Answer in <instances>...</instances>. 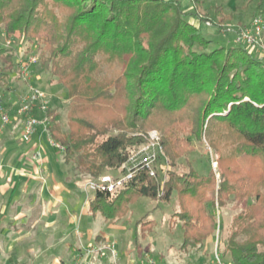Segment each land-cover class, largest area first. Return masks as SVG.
I'll list each match as a JSON object with an SVG mask.
<instances>
[{
    "label": "trees",
    "instance_id": "obj_1",
    "mask_svg": "<svg viewBox=\"0 0 264 264\" xmlns=\"http://www.w3.org/2000/svg\"><path fill=\"white\" fill-rule=\"evenodd\" d=\"M187 2L190 9L183 0H0V33L39 44L42 65L74 101L68 132L53 117L48 131L85 182L120 170L149 130L161 132L169 166L162 187L140 171L113 193L95 192L92 216L116 222L141 197L169 203L176 194L169 221L181 224L188 254L215 231L209 204L221 216L237 202L242 210L226 228L230 263L264 264V57L246 44L209 50L213 42L194 23L210 21L204 0ZM221 9L223 28L231 15ZM0 57L14 69L12 54L1 48ZM1 78L9 85L4 71ZM192 138L214 156L206 175L191 164L176 170L195 151Z\"/></svg>",
    "mask_w": 264,
    "mask_h": 264
},
{
    "label": "rangeland",
    "instance_id": "obj_2",
    "mask_svg": "<svg viewBox=\"0 0 264 264\" xmlns=\"http://www.w3.org/2000/svg\"><path fill=\"white\" fill-rule=\"evenodd\" d=\"M218 7H222L223 15H231V20L223 28L216 26L219 18L216 13ZM190 8L189 4L186 5V9ZM200 11L206 14L213 24L212 27H209L204 22H194L195 25L201 26L204 37L213 42L209 50L231 47L236 45L234 41L236 33L247 27L254 17L261 16L264 19V0H204ZM1 48L5 49L6 53L13 55L15 64L14 69H8V64L0 57V92L4 94L6 103L12 106L16 105L30 87L39 88L48 97L49 108L46 114L50 118V125L53 117L61 125L62 130L68 132L67 112L74 101L68 97L66 88L58 83L48 68L42 65V47L39 44H30L19 33L8 39L2 32L0 33ZM254 53L264 57V53L261 54L257 51ZM33 57L37 58L35 62L30 60ZM2 71L9 78V85H6L1 78ZM49 109L54 111V115L51 117L48 114ZM36 113L40 119L44 118V112L37 111ZM152 131H157L162 138L161 132L157 129H151L147 134ZM45 133L49 141L51 139L49 132ZM19 138L21 140V134ZM192 142L195 151L181 158L177 162L176 170L187 171L191 164L197 172L206 175L211 168L216 167L214 156L205 143H200L195 138H192ZM53 149L55 150L51 151L52 158L59 170L74 181L79 202L76 209L71 212L62 209L59 214L66 221L67 228L73 237L79 238L80 234H83L85 248L95 254L96 264H215L216 253L224 262L230 263L229 253L226 252L228 236L226 228L233 217L242 210L241 204L232 202L221 211V216L217 208L209 204V210H214L217 213L215 231L204 241L203 247L199 251H190L185 254L180 250L183 242L181 224L171 226L169 221L170 216L178 211L176 194L169 203L141 197L130 205V212L125 218L116 222H107L101 215L98 214L94 217L87 208H83L87 201V195L83 191L86 177L77 171L74 162L66 164L63 150L55 147ZM42 154L38 161L30 159L32 164H36L38 168L44 162ZM103 174H115V171L105 170ZM70 218H75V221L69 223ZM140 221H143V225L140 224ZM89 236L92 238L91 241ZM97 237L100 239L97 240ZM76 238L74 242L77 241ZM108 245L114 247L116 255H113L109 249H104L103 252L97 250ZM78 248L82 247L74 246L72 251H59L62 254V260L66 264H73L75 250ZM56 250L54 249L55 255Z\"/></svg>",
    "mask_w": 264,
    "mask_h": 264
},
{
    "label": "crops",
    "instance_id": "obj_3",
    "mask_svg": "<svg viewBox=\"0 0 264 264\" xmlns=\"http://www.w3.org/2000/svg\"><path fill=\"white\" fill-rule=\"evenodd\" d=\"M21 128L14 122L0 132V264H66L59 251H72L74 246L82 248L75 250L73 264H96L83 234L73 237L59 214L79 205L74 181L53 160L55 149L43 128L30 142L20 140ZM35 151L43 153L39 168L30 161ZM90 197L83 206L88 212Z\"/></svg>",
    "mask_w": 264,
    "mask_h": 264
},
{
    "label": "built area",
    "instance_id": "obj_4",
    "mask_svg": "<svg viewBox=\"0 0 264 264\" xmlns=\"http://www.w3.org/2000/svg\"><path fill=\"white\" fill-rule=\"evenodd\" d=\"M204 24L209 27L213 26L209 20L204 21ZM263 36L264 19L261 16H256L247 27L236 33L235 43L246 44L253 52L257 51L263 54ZM30 60L31 62H35L37 58L33 57ZM48 102V97L44 91L36 87H30L16 105L9 107L4 99V94L0 92V132L12 123L17 122L22 127L20 133L21 140L30 142L39 127H42L45 132L48 131V126L50 125V118L46 114L49 108ZM37 111L44 112L43 119L35 115ZM145 139V144L129 158L120 170H116L115 174H103L97 179H90L85 182L84 192L88 198L98 191L113 193L123 188L140 171L147 172L162 187L169 166L165 159L161 160V157L164 156L161 136L157 131H152L145 136ZM49 142L52 147L64 150L62 146L56 144L51 139ZM31 159L34 161L41 159V152H33ZM160 173L163 174V180H160ZM104 249H109L113 255H116L114 247L108 245L98 250L103 252ZM215 264L231 263L224 262L216 253Z\"/></svg>",
    "mask_w": 264,
    "mask_h": 264
},
{
    "label": "water",
    "instance_id": "obj_5",
    "mask_svg": "<svg viewBox=\"0 0 264 264\" xmlns=\"http://www.w3.org/2000/svg\"><path fill=\"white\" fill-rule=\"evenodd\" d=\"M216 166V165H215Z\"/></svg>",
    "mask_w": 264,
    "mask_h": 264
}]
</instances>
